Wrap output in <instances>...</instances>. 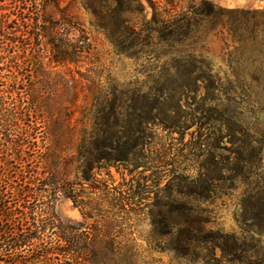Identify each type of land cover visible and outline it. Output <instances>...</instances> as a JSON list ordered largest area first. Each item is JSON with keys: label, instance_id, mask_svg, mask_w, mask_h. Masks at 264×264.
Wrapping results in <instances>:
<instances>
[{"label": "trees", "instance_id": "trees-1", "mask_svg": "<svg viewBox=\"0 0 264 264\" xmlns=\"http://www.w3.org/2000/svg\"><path fill=\"white\" fill-rule=\"evenodd\" d=\"M146 2L148 19L143 18L140 0H0V131L8 137L2 146L20 156L32 149V164L41 169L28 173L20 190H11L3 175L0 179V264L154 261L132 236L135 222L146 216L143 203L150 193L139 170L149 168L151 150V156L163 155L156 130H186L190 120L175 117L177 106L169 101L174 97L159 89V78L152 80L158 87L144 89L111 79L104 85L94 82L92 69L81 72L77 65L91 48L69 14L71 5L79 3L116 54L138 59L158 53L156 59H168L173 73L164 80L174 82L189 56L171 49L191 38L197 23L190 13L160 11L153 1ZM67 65L74 66L66 68L67 73L46 70ZM83 90L89 102L75 106L79 117L71 120V108ZM210 134L195 146L201 156L200 149L207 152L211 147ZM71 166L74 176L68 179ZM112 169L121 182L116 183ZM158 186L159 178L153 182ZM178 188L175 195L157 196L149 214L154 238L168 243L163 251L196 258L197 264H217L216 249L222 257L236 255L239 240L206 234L194 207L213 184L199 179ZM60 198L79 209V221L55 214Z\"/></svg>", "mask_w": 264, "mask_h": 264}, {"label": "rangeland", "instance_id": "rangeland-1", "mask_svg": "<svg viewBox=\"0 0 264 264\" xmlns=\"http://www.w3.org/2000/svg\"><path fill=\"white\" fill-rule=\"evenodd\" d=\"M140 1L143 18L148 19L151 9L146 0ZM151 1L160 11L190 13L197 23L193 36L171 49L173 54L189 56L188 63H181L174 82L164 80L165 75L173 73L167 67L168 59H156L158 53L138 59L116 54L105 35L95 28L88 11L79 3H73L69 9L91 48L77 65L81 72L92 69L94 82L98 79L104 85L111 79L117 84L129 83L144 89H153L157 84L152 80L159 78V89L163 87L164 94L174 97L169 101L177 106L175 117L190 120L186 130L174 133L156 130L157 148L163 155L158 158L155 154L151 156L152 150L148 151L149 168L139 170L150 193L143 203L146 216L135 222L132 236L145 255L151 253L146 258L154 261L145 259V264H197L196 258L181 259L163 251L168 243L154 238L149 214L157 196L175 195L178 186L206 179L213 188L194 204L206 234L231 235L240 244V251L233 256L222 257L216 249L213 253L216 263L264 264V0ZM50 67L46 70L57 73L74 68ZM187 69L193 72L186 73ZM88 102L83 90L71 108L75 110L71 120L79 117L75 106L82 108ZM5 133L0 131V179L3 175L5 182L13 186L11 190L15 187L20 190L28 181L26 175L40 173L41 169L32 164L36 159L31 156L32 149L21 156L9 146L4 149L2 141L8 138ZM210 133L214 134L209 142L211 147L208 153L200 149L204 150L201 156L203 152L195 146ZM37 145L40 146V139ZM237 149L241 158L233 154ZM111 172L116 183L121 182L120 175L113 169ZM73 176L71 166L68 179ZM157 178L158 189L153 187ZM54 212L63 220L81 219L79 209L63 198L55 203Z\"/></svg>", "mask_w": 264, "mask_h": 264}]
</instances>
